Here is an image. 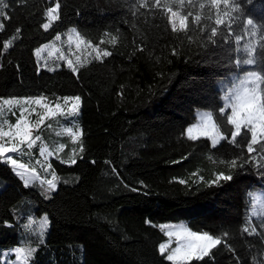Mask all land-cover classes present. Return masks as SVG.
I'll use <instances>...</instances> for the list:
<instances>
[{"label": "trees", "instance_id": "16d2710c", "mask_svg": "<svg viewBox=\"0 0 264 264\" xmlns=\"http://www.w3.org/2000/svg\"><path fill=\"white\" fill-rule=\"evenodd\" d=\"M56 2L4 0L0 97L80 96L84 132L104 133L91 159H51L60 180L49 193L38 184L26 187L0 161V251L24 241L28 217L47 216L43 243L30 245L37 249L30 264H171L158 250L166 239L159 225L184 221L223 241L214 258L191 264H264V219L249 213V194L264 189V144L249 154L239 137L236 145L213 147L207 138L185 136L196 109L222 107L217 83L243 71L236 37L255 32V46L264 36V0H238L240 11L221 5L235 23L232 32L220 26L215 37L214 14L195 27L190 18L189 31L173 32L163 14L141 7V0H59L60 19L45 30V12ZM198 10V4L186 6L184 14ZM70 27L112 54L76 72L39 69L34 50ZM6 41L12 44L5 50ZM256 59L249 69L264 73V60ZM217 123L230 139L226 115ZM219 173L232 179L217 180Z\"/></svg>", "mask_w": 264, "mask_h": 264}, {"label": "snow or ice", "instance_id": "6c2138e0", "mask_svg": "<svg viewBox=\"0 0 264 264\" xmlns=\"http://www.w3.org/2000/svg\"><path fill=\"white\" fill-rule=\"evenodd\" d=\"M252 0H249L251 3ZM198 4V11L193 14V11H188L184 14L186 6L195 8ZM221 5L225 9L231 8L232 11H240L238 0H233L232 4L229 0H141V7H152L158 9L166 18L168 24L173 32H186L190 30L189 20L191 18V26L195 27L200 25L205 19L211 20L213 14L215 15L214 25L210 31L213 37L217 36L218 28L220 26L226 27L229 32L233 30V24L235 23V17L232 16L230 11L221 12ZM6 7L4 0H0V15H3V8ZM60 3L59 0L54 6L49 7L45 16L47 22L42 27L47 30L53 26L55 21L60 19ZM208 9L207 15L204 14V10ZM223 16H227L228 19H223ZM248 25H252L256 31H260L254 25L252 19H248ZM2 28V25H0ZM264 28V26H261ZM204 29L202 28L201 31ZM20 30L18 29L17 32ZM255 34V32L253 33ZM75 39L77 48L82 44H85L84 38L76 30H70L67 36V42L71 43ZM240 36L236 37L239 41ZM61 35L57 33L54 41H60ZM49 42L48 44L41 45L34 50V55L40 59H45L41 55L45 49H51L55 47V43ZM109 43L115 45L117 38L112 37ZM88 46L93 47L91 41L86 42ZM104 41L101 40L100 44ZM12 42L9 41L3 45L4 49L11 47ZM261 50L257 52V48ZM93 50L96 52L94 59H102L103 57L110 56L112 53L104 50L101 52L98 46H94ZM245 52L247 58L243 60H237L236 63L252 65L257 63L256 56L259 55L264 60V36L260 41H257L255 46L245 45ZM53 55L51 51L48 53L50 58ZM59 59L66 60L68 66L73 72L78 71L74 66L73 61L67 59L61 52ZM80 62V57L77 56L76 63ZM87 62V61H86ZM47 66V65H45ZM83 65L81 64V67ZM50 71L54 69H49ZM59 99V98H58ZM65 105H68L67 111L62 109V105L57 102L55 104L46 103L47 97L41 95L38 97H0V159L5 163H9L12 166L13 171L19 176L26 187L35 184L37 181L41 186H46L47 192L55 191L57 188V182L60 177L54 170L51 171V179L44 180L39 177L35 168L29 169V167L23 163H19L13 158V154H25V149L30 152L36 145L37 141H41L40 135L33 136V125L30 124L29 116L36 114L37 107L45 110V115L40 116L35 128H39V124L43 123L47 117H55L57 115L63 116L66 121L72 125L65 127L63 132L71 136L72 142L76 143L83 135L82 130L76 125L75 117L79 113L81 97H64L62 98ZM223 106L218 109L216 113L206 112L199 116L197 123L190 125L185 129V135L188 139L196 141L201 138H207L211 141L213 147L221 144V142L227 141L233 145L237 144V138L246 139V147L249 154L255 151L254 146L258 144H264V73L249 71L243 77L238 78V82L234 83L222 97ZM35 106V107H34ZM17 110L19 115L17 116ZM230 110V112H229ZM16 117L15 123H11L8 119V114ZM227 113V114H226ZM227 125L231 126L230 139L222 130L219 123H217V117H225ZM50 127V125H49ZM75 128V130H74ZM60 135L61 133H57ZM65 146L59 145L57 151L63 150ZM79 149L83 152V144L80 143ZM41 156H51L53 153L48 151L47 146L40 147ZM64 163H76L75 149H73V156L69 161H62ZM39 163V161H37ZM237 164L236 160L231 161L232 167ZM51 169V164L45 171ZM224 179L230 180L231 176H225L223 173L217 175V180ZM184 181H181L183 183ZM215 182V181H214ZM253 196V194H249ZM255 199V197H254ZM261 206V212L259 214L264 215V200L258 201ZM258 213L253 212V215ZM34 221L29 217V227ZM47 216L43 217L40 222L39 237L40 242L43 243V236L48 227ZM169 228L165 232L168 237L167 242H162L158 246V250L164 258L171 262V264H191L193 260L203 261L206 257H213V250L217 249L223 241L219 236H213L209 232H193L190 228L184 225H172L166 226ZM261 227H264L262 222ZM163 230V229H162ZM245 232H249L248 227L244 228ZM256 229L253 227L249 234H255ZM228 234L224 233L226 237ZM173 238L175 246L172 247ZM17 257L16 264H30V261L37 251L32 247H18L12 250Z\"/></svg>", "mask_w": 264, "mask_h": 264}, {"label": "rangeland", "instance_id": "374dc122", "mask_svg": "<svg viewBox=\"0 0 264 264\" xmlns=\"http://www.w3.org/2000/svg\"><path fill=\"white\" fill-rule=\"evenodd\" d=\"M3 10H4V8H3ZM3 13H4V11H3ZM3 17H4V14L0 15V25H1V20ZM46 22H47V19H46ZM72 29H75V28L70 27V28L66 29L65 31H63L62 33H59L61 35L60 41H54L55 37H53L50 41L41 44V45H45V44H48L49 42L54 41L55 47L51 48V49H45V51L41 53V55L43 57H45V59L38 60V58L34 55L39 69H44V70L50 71L49 70L50 68L55 70V69H58L59 67H62V66L71 69L68 66L66 60L59 59L61 52L63 53V55L67 59L73 61V64L76 68L81 66V64L83 65V64L90 62L92 60H99V59H94V57L96 56V52L93 50V47L98 46V45L91 43L93 47L88 46L86 43L88 40H86L83 36L82 37L84 38L85 44H82L79 48H77V46H76L75 39L71 43L67 42V36H68L70 30H72ZM8 42L9 41H6L5 43H8ZM239 43H240V45H239V59L238 60H243V59L247 58V53L245 52V45H253L254 46V35H253V33L251 31H247L245 33V35L243 37H241V39L239 40ZM99 50L101 52L104 51L100 47H99ZM49 51H51L53 53V55L50 58L48 57ZM77 56L80 57L79 63H76ZM45 65H47V66H45ZM239 66L241 68H243L242 72L233 74V75L229 76L228 78H226L225 80L219 81L217 83V86H218L220 93H221L222 106H223L222 97L226 94L227 90L234 83L238 82V78L243 77L247 72L251 71L249 68L252 65L239 64ZM34 97H38V96H34ZM62 98H64V97H62ZM62 98H59V99L57 98L53 101H50L49 99H47L46 103L55 104V103L59 102L62 105V109L64 111H67L68 105L64 104ZM37 112H38V115L33 114V115L29 116L28 119L30 121V124L34 126L33 127V136L40 135L42 140L37 141L36 145L33 147V149L30 152H28V150L25 149V154H19V153L13 154L14 159H16L19 163H23V164L27 165L29 167V169L35 168L39 177L44 179V180L51 179V171L53 169L51 168L49 171H45V169L48 168V165L50 164L51 159H56L60 162L69 161L73 156V149H75V155L80 154L87 159H91L93 149L100 142L102 135L104 133L103 128H97L93 131L85 133L84 129L86 127L87 117H80V114L78 113V115L75 117V121H76V125L79 127V129L82 130L83 135L79 141H77L76 143H73L71 136L68 135L67 133L63 132L65 127L72 126L66 121V119L63 116L57 115L55 117H47V118H45L43 123L39 124V128L37 129V128H35V125L38 123L40 116L45 115V110L37 107ZM206 112H209V111L205 110V109H196L194 111V119L189 125H187V127L197 123L199 120L200 114L206 113ZM229 112H230V110H229ZM18 115H19V111L17 110V116ZM8 119L10 120L11 123H15L16 117H13L9 113ZM49 125H50V127H49ZM74 130H75V128H74ZM57 133H61V134L58 135ZM80 143L83 144V148H84L83 152H81L79 149ZM60 144H63L65 147L63 148V150L57 151ZM41 146H47L48 151L52 152L53 154L51 156H47L46 154H45V156H41V154H40V147ZM0 161L2 163H5V162H3L2 159H0ZM37 161H39V163H37ZM5 164H7L12 169V166L9 163H5ZM12 171H13V169H12ZM14 174L16 175L15 172H14ZM17 177L24 184L23 180L19 176H17ZM35 184L40 185L38 181ZM41 187L45 192H47L46 186H41ZM47 193H49V192H47ZM251 194H253V196H250L249 213H250L251 218H254L257 220L264 219V215L259 214L261 212V206H260V203L258 202L259 200H264V189L255 188L251 192ZM254 197H255V199H254ZM253 212H256L258 214L253 215ZM42 218H43V216L38 217V218L35 216H31V219H32V221H34V223H32L29 227H26V225H29V217L27 218V220L25 221V223L23 225V230H24V233L26 235L24 241H23V239H21L20 244L13 246L10 249L0 251V264H16L17 257H16L15 252L12 251L13 249H16L18 247H25V246L30 247L31 244H32L31 246L34 247L35 246V244L33 243L34 241L40 242L39 230H40V222H41ZM172 225H177V226L184 225V226H186L184 221H168V222H164V223L160 224L159 227L161 230L163 229L162 232L165 235V232L169 230V228L166 226H172ZM193 232H195V231H193ZM43 238H44V236H43ZM167 241H168V237L166 236V239L163 242H167ZM171 246L172 247L175 246L174 238H173V243Z\"/></svg>", "mask_w": 264, "mask_h": 264}]
</instances>
